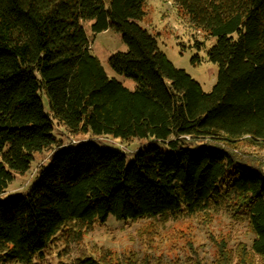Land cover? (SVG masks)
Instances as JSON below:
<instances>
[{"label":"trees","instance_id":"trees-1","mask_svg":"<svg viewBox=\"0 0 264 264\" xmlns=\"http://www.w3.org/2000/svg\"><path fill=\"white\" fill-rule=\"evenodd\" d=\"M146 1L0 0V264L43 260L58 240L79 241L110 216L167 221L220 211L247 224L249 254L264 258L263 163L239 150L264 149V0H176L216 38L210 92L140 23ZM86 22L94 34L122 35L127 50L109 64L134 89L92 54ZM56 125L91 137L63 145ZM99 137L146 144L129 159ZM45 151L49 161L28 190L6 194ZM72 264L138 262L100 249Z\"/></svg>","mask_w":264,"mask_h":264},{"label":"rangeland","instance_id":"rangeland-1","mask_svg":"<svg viewBox=\"0 0 264 264\" xmlns=\"http://www.w3.org/2000/svg\"><path fill=\"white\" fill-rule=\"evenodd\" d=\"M145 12V18L140 23L157 35L161 51L176 67L185 69L196 79L205 92H210L217 80L218 65L208 59L207 53L216 38L196 29L176 0H147ZM91 24L84 23L92 54L100 59L109 76L122 83L134 84L132 80L115 73L109 64L113 54L127 50L122 35L112 30L94 34ZM197 42L203 43V46L198 48ZM196 56L200 57V61L195 59ZM55 129L63 145L76 144L91 137L69 135L64 127L58 125ZM96 139L101 146L122 150L129 159L140 146L146 144L145 141L126 143L111 137ZM239 150L259 159L264 168V149L241 143ZM51 154L52 151L37 154L31 169L17 175L6 194L25 193L40 168L48 163ZM253 239L254 234L247 224L232 220L225 211L184 215L167 221H117L110 216L105 224H96L84 232L79 241L58 240L43 260L36 259L33 264H72L83 255H97L100 249L116 252L121 258L133 253L138 264H222L223 251L230 256L229 264H264V258L249 254Z\"/></svg>","mask_w":264,"mask_h":264},{"label":"crops","instance_id":"crops-1","mask_svg":"<svg viewBox=\"0 0 264 264\" xmlns=\"http://www.w3.org/2000/svg\"><path fill=\"white\" fill-rule=\"evenodd\" d=\"M126 87L130 88V89H134L135 88V84L133 83H123Z\"/></svg>","mask_w":264,"mask_h":264}]
</instances>
